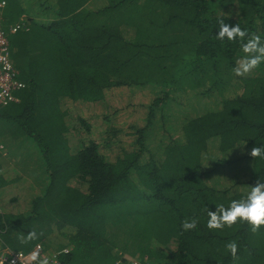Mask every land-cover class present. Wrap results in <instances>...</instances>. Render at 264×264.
I'll return each mask as SVG.
<instances>
[{
    "label": "trees",
    "instance_id": "16d2710c",
    "mask_svg": "<svg viewBox=\"0 0 264 264\" xmlns=\"http://www.w3.org/2000/svg\"><path fill=\"white\" fill-rule=\"evenodd\" d=\"M6 1L4 23L26 24L9 34L24 87L17 101L0 105V138L14 129L35 142L48 181L39 191L19 174L0 173V192L9 184L30 187L26 198L12 196L0 206V250L55 244L54 250L67 249L61 264H116L127 260L123 252L155 264H264V225L257 233L243 221L207 227L208 210L228 207L258 179L264 182V159L248 154L264 145V63L236 76L232 70L245 55L241 41L216 38L223 18L264 40V0H108L97 9L93 0ZM146 85L166 90L148 103V122L132 133L133 149L109 160L95 139L75 144L68 105L82 108L104 102L107 90ZM187 88L202 99L215 96L213 105L186 119L181 135L173 132L145 160L156 108ZM75 112L77 127L91 132V120ZM221 169L230 180L222 186V174L215 173ZM211 175H217L213 182ZM193 217L197 228L184 231L183 221ZM67 225L76 231L65 232ZM33 230L38 239L21 243ZM55 231L67 243L50 239ZM137 238L142 245L127 247ZM233 240L235 261L225 247Z\"/></svg>",
    "mask_w": 264,
    "mask_h": 264
},
{
    "label": "rangeland",
    "instance_id": "374dc122",
    "mask_svg": "<svg viewBox=\"0 0 264 264\" xmlns=\"http://www.w3.org/2000/svg\"><path fill=\"white\" fill-rule=\"evenodd\" d=\"M107 3L108 0H93L90 4L93 8L97 9ZM30 4L31 1H29V4H25L26 8H31ZM46 6L47 5L44 7ZM43 13H45L44 10ZM24 18L27 17L24 16ZM33 18L37 19L36 17ZM131 88L132 92H130L127 88H113L111 90H107V98L104 102L91 103L89 106L83 105L82 108L77 107L75 103H72L73 105H68L67 109L72 112L71 115H69V120L72 121V127L69 135L72 136V140L76 145H78L77 141L80 139H83L87 142L91 139H95L101 143V151L107 156L109 160H115L119 154L121 155L123 153V150H131L135 147L133 145L134 136L132 135L133 131H135V127H143L146 125L149 115L147 109L148 103L150 102L149 105H151L154 101V97H162V93L166 89L153 85H146L144 87L133 86ZM237 92L240 93L242 90L240 88H238L237 91L232 89L228 90L226 94L233 95V93ZM214 99L215 96L212 98L206 97L205 99H202V97L198 95V90L189 88H187L185 91H172L171 101L169 103L167 102L166 104H162V106H158L155 110L152 126L149 129L145 160L152 153L157 156L159 153L157 146L162 140H164L165 143L170 141L173 138L171 134L175 135L173 132H176V136H178L177 134L179 133L180 136L183 122L189 117L198 115L204 110L208 109L211 103V106L213 105ZM206 104L209 105L207 108ZM77 110L82 113L84 117L87 116L86 120H91V132L85 129L80 130L77 127L78 123H80V120L77 118L75 112ZM113 128H116L118 133H110L113 132ZM15 132L17 131L14 129H11L8 132V136L13 137L11 139L8 138V141L12 145V149L14 151L11 155V160L7 162L5 159H3V161L11 166V168L8 167L9 170H13L11 175L16 176L20 173L22 176L20 182H23L24 180L29 181L28 177H25L22 174L26 173V175H32L36 173L38 178H36V183L34 184V189H36V185H38L37 182H43L42 177L44 176L45 170V165L43 164L41 158L42 156L40 148L35 142H33V144L29 143L28 136H24L22 134L16 135ZM212 152L216 153L217 149L213 150ZM223 160L226 162L227 156ZM210 163L211 162L207 161V170L210 166ZM248 167L249 171L251 172L252 161L248 162ZM225 172V169L215 172L216 174H222L218 175L222 180H224V182L219 184L220 186H222L224 183H227V181H230H225L227 174V172ZM216 176L217 175H211L209 181L213 182V178ZM8 178L12 179L13 177L11 176ZM71 182L73 185L79 184V182L75 181L74 179L71 180ZM81 184V188L86 190V187L83 185V183ZM13 188L14 185L12 186V189ZM24 188L26 191H29V184H25ZM62 229L65 232L76 231V228L72 225L64 226ZM50 239H53L55 243H67V239L63 237L59 231H55ZM140 245H142L141 240H138L137 238L132 241L131 245H127V247H135ZM55 247V244L52 246L50 245L48 249L54 250L56 249ZM171 247L175 248V245L172 244ZM123 253V257L126 259L134 257L129 253ZM139 255L140 254L136 256ZM161 264H168V262L167 260H161Z\"/></svg>",
    "mask_w": 264,
    "mask_h": 264
},
{
    "label": "clouds",
    "instance_id": "9594fccd",
    "mask_svg": "<svg viewBox=\"0 0 264 264\" xmlns=\"http://www.w3.org/2000/svg\"><path fill=\"white\" fill-rule=\"evenodd\" d=\"M218 25L216 34L218 40L223 41L227 38L229 41H235L238 38L242 43L245 55L236 61V66L232 70L236 76L246 77L261 63H264V40L260 35L250 34L246 29H242L239 23L235 25L225 23L223 18L218 19ZM248 154L252 158L264 159V145L252 147ZM207 215L209 229L222 230L225 226L232 227L238 221H243L250 225L252 233H257L264 225V182L258 179L246 196L232 200L228 207L219 204L215 211L208 210ZM197 226L198 220L195 217L185 219L182 223L184 231L194 230ZM20 239L21 243H27L38 239V235L33 230L26 237L22 236ZM225 247L234 261L239 259L238 244L235 240L228 242ZM30 262L31 264H50V258L42 256L38 250H34L30 253ZM12 264H15V261Z\"/></svg>",
    "mask_w": 264,
    "mask_h": 264
},
{
    "label": "built area",
    "instance_id": "2783aa9c",
    "mask_svg": "<svg viewBox=\"0 0 264 264\" xmlns=\"http://www.w3.org/2000/svg\"><path fill=\"white\" fill-rule=\"evenodd\" d=\"M7 6L6 0H0V105L4 106L11 102L17 101L16 92L24 87V83L19 80V70L16 68L11 55V45L9 34L15 33L25 28V21H16L10 26L4 23V10ZM4 146L0 144V150ZM38 250L42 256L50 258V264H61L60 254L63 250H46L42 244H37L32 251ZM31 251V252H32ZM23 251L5 250L0 255V264H31L30 253ZM116 264H155L152 263L147 256L144 258L137 256L127 260H120Z\"/></svg>",
    "mask_w": 264,
    "mask_h": 264
},
{
    "label": "crops",
    "instance_id": "0c3cea01",
    "mask_svg": "<svg viewBox=\"0 0 264 264\" xmlns=\"http://www.w3.org/2000/svg\"><path fill=\"white\" fill-rule=\"evenodd\" d=\"M8 138L11 139L13 137L9 136V137H3V138H0V144H2L4 146L3 149H1L0 151V173L5 176V177H14L13 175H11V173H13V170H9V168H11V166H9L8 163H5L3 161V159H5L7 162H9V160H11V155L12 153L14 152L13 149H12V145L9 143L8 141ZM21 141V140H19ZM28 142L33 144V142H31L29 139H28ZM6 149V150H5ZM40 155V154H39ZM42 158V157H41ZM9 167V168H8ZM45 169V168H44ZM27 172V171H26ZM28 174V172H27ZM20 175V173H19ZM23 176H27L28 179L33 183L35 184L36 183V178H37V174H32V175H26L25 174H22ZM43 178V182H37L38 185H36V188L39 189V191H43V189L45 188V184H47V181H48V177H47V173H46V170H44V176L42 177ZM38 179V178H37ZM12 185H7L5 187H3L4 189H2V191L0 192V206L3 205H7V203L9 204L10 203V199L12 198V196H25V198L28 196L29 194V191L27 192L25 190V186L23 185H19V186H15L14 185V188L12 189ZM5 211V209H2ZM5 250L6 249H1L0 250V255L2 253H5Z\"/></svg>",
    "mask_w": 264,
    "mask_h": 264
}]
</instances>
